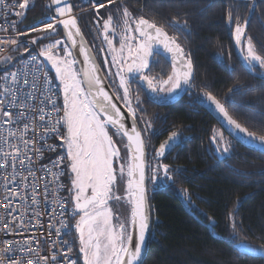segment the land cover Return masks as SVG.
<instances>
[{
    "label": "snow or ice",
    "instance_id": "6c2138e0",
    "mask_svg": "<svg viewBox=\"0 0 264 264\" xmlns=\"http://www.w3.org/2000/svg\"><path fill=\"white\" fill-rule=\"evenodd\" d=\"M109 3L115 4L116 0H109ZM29 6L30 0H9L8 4L0 0V12H14L15 16L21 18ZM53 6L55 15H50L42 25L30 29L32 32L44 33L37 38L39 43L37 39L19 40L20 36L26 35L20 32L0 39V44L7 46L6 50H14L17 55H20L24 44H31L35 54H31L28 47H23V51L29 53L31 62L36 64L34 78L30 81L28 71L31 69L28 65H25L26 71L21 75L20 72L7 70V65L15 60L14 56H4L0 61L5 65L6 71L3 76L5 86L0 91V97H3L0 99V127L4 128L0 133V170L3 171L4 177H10L0 178L3 181L0 190L8 203L6 214L0 218V232H3L5 237H10L17 234L18 230H27V224L32 220H35L39 227H44L37 212H33L27 221L23 218L32 205L40 203L35 185L42 177L33 175L32 181L29 182L28 177L19 172L25 156L28 159L29 172L33 171L30 152L39 153L40 158L44 159L42 149L34 148L35 141L28 136L30 130L34 129L37 118L44 128L41 141L54 138L61 128L65 129L64 135L60 136L65 155L59 156L53 165L58 167L65 160L68 161L67 166L71 172L69 191L72 194L69 200L70 219L75 223L70 224L61 219L58 221V228L48 225V237L51 240L45 238L44 243L49 244L50 249L57 248L58 243L60 247L57 251L49 250L46 255L41 254V241L35 235L25 238L23 242L7 238L0 240V264H32L33 261L35 264H77V260L69 259L73 245L68 240L61 239L62 234L71 235L73 231L78 233V252L82 254L83 264H144L155 232L153 210L148 203L145 183V140L142 135V132L151 128V121H144L143 129L137 127V113L143 111V101L132 84L138 83L143 87L154 103H173L179 96L187 94L192 87L194 63L191 53L183 47L178 37L170 35L163 25H158L155 20L142 15H134L126 5L118 6L114 23L111 13L106 19L99 15V10L105 7L103 2L93 3L92 7L99 16L96 23L100 26L103 41L107 45L106 49L101 50L111 54V60L105 57L103 63H111L116 67L115 72L109 68L108 76L101 77V69L83 45L84 37L77 17L73 14L72 0H51L50 4L45 5L46 8ZM255 7V0H252L249 8L254 11ZM226 23L234 30L235 43L240 46V53L248 71L255 74L259 68L260 79L264 80V52L257 49L252 37L247 34L250 19L241 17L238 10L229 7ZM58 26H62L66 31L65 39L70 40L71 45L64 40L54 39L59 34ZM170 26L190 34L187 20L183 23L173 20ZM4 30L6 29H0ZM77 38L80 41L78 52L83 54V62L78 61L71 50L73 46H77ZM117 43L119 47L116 46ZM61 52L63 55H60ZM160 56H164L171 64V71L166 74V78L152 74V66L159 63L157 57ZM45 60L50 62L56 78L62 85V108L56 103L51 87L53 81L46 71ZM78 63H86L87 67L78 70ZM112 77H118V88L110 95L109 91L105 90L104 80ZM41 80L43 83H40ZM119 89H122V92ZM229 92L232 96L228 97V104L233 108L243 107L233 99L236 93L247 94L242 87L237 85L234 89H229ZM33 100H38L39 107L29 104V101ZM118 103H122L127 109L132 121L130 127L126 125L127 116L118 107ZM193 104L211 108L227 125L230 136L244 143L251 151H258L264 156V135H258L256 131H250L242 125L230 113L229 107L211 91L193 96ZM49 105L56 112L62 111V116L54 119L46 111ZM12 109L17 110L15 117ZM260 114L264 116V111ZM179 136V132H173L168 140L160 145L157 155L163 156L166 150H173ZM114 137H119L121 141L126 138L127 163L121 162L120 148L117 147ZM211 142L218 159L226 161L234 154L232 140L225 138L222 131H214ZM46 147L49 151H55L54 146ZM5 164L7 167H3ZM161 177L162 184L172 179L168 164H158L151 175L147 176V180L149 183H155ZM125 179L124 191L130 206V217L127 221L120 220L110 205V201L117 202L125 198L117 194ZM19 187L31 189V192H21ZM60 187L62 185H58V189ZM21 195L24 200L17 203ZM17 212L20 213L19 216L16 215ZM77 216L79 219H76ZM230 218L231 238H234L236 243L245 244L253 252H260L264 258V245L247 244L237 231L235 216L231 215ZM9 224L12 226L9 227ZM209 227L214 230V223H210ZM64 246L67 247V252L64 251ZM21 249L24 255L18 259L17 254Z\"/></svg>",
    "mask_w": 264,
    "mask_h": 264
},
{
    "label": "trees",
    "instance_id": "16d2710c",
    "mask_svg": "<svg viewBox=\"0 0 264 264\" xmlns=\"http://www.w3.org/2000/svg\"><path fill=\"white\" fill-rule=\"evenodd\" d=\"M72 1L80 11L77 18L93 50L105 49L93 0ZM96 1L105 4L99 15L106 19L111 13L114 23L118 6L124 4L134 15L163 25L169 34H177L194 63L192 92L178 104L162 107L150 101L144 92L140 94L143 111H138L137 121L141 129L144 121L158 127L161 124L158 118L162 116L166 124L184 125L189 134L180 160L186 168L184 180L179 183L178 179L170 188L149 193L155 232L144 264H264V258L240 248L243 243L231 238L230 227V217L234 215L241 238L250 245H264V156L225 133L211 108L201 105L202 108L197 109L192 105L193 96L211 91L242 125L264 135V116L260 114L264 111L261 70L257 68L255 74L248 71L238 57L234 30H229L226 23L229 7L238 10L241 17H248L247 34L257 49L264 52V0H257L254 13L249 8L250 0H116L115 4L109 0ZM47 4L50 0H30L24 17H19V24L32 25L53 15L52 8L45 7ZM173 20L180 23L187 20L190 34L170 26ZM58 32L54 38L62 40L60 28ZM20 53H25L23 47ZM12 56L15 60L7 65V70L21 58L15 51ZM104 59L100 58L103 68ZM158 60L159 63L152 66V73L166 76L171 64L166 58ZM5 73V65L0 63V79ZM237 85L247 93L233 96L238 105H243L241 108L228 104V97L232 96L229 89ZM184 102L186 104H182ZM216 130L222 131L234 146V154L226 161L211 157L207 151ZM155 131L150 128L142 132L148 150ZM210 223H214V230L209 227Z\"/></svg>",
    "mask_w": 264,
    "mask_h": 264
},
{
    "label": "built area",
    "instance_id": "2783aa9c",
    "mask_svg": "<svg viewBox=\"0 0 264 264\" xmlns=\"http://www.w3.org/2000/svg\"><path fill=\"white\" fill-rule=\"evenodd\" d=\"M4 3L8 4L9 0H4ZM49 17L43 21H38L37 23L32 25L21 26L19 24L20 23L19 17L15 16L14 12H7V11L0 12V29H6L4 31H0V39L14 36L15 32L26 33V35H22L18 38L21 41H31L32 39H37L43 36L44 33L32 32L30 31V29L35 26L42 25V23L46 22L49 19ZM37 43H39V39H37ZM22 47H28L29 52L31 54H35V49L31 44L26 43ZM6 49H7L6 45L0 44V61L4 59V56L13 54L14 50H6ZM20 57L21 58L17 62L12 63L8 71L20 72L21 75H23L24 72L26 71L25 65H28L29 68L31 69L30 71H28V79L30 81L33 80L34 78L33 73L35 72L36 64L31 62V56L29 53H24V54L20 53ZM44 63L47 65L46 71L48 72L49 78L53 81L51 87L54 90L56 103L58 106L62 108V95L60 92V88L58 86V83L55 81L54 75L52 73L49 64L47 63L46 60L44 61ZM40 83H43V81L41 80ZM4 86H5V81L3 80L2 77L0 79V91L3 90ZM0 99H3V97H0ZM29 104L32 106L39 107L38 100L29 101ZM12 111L15 117L17 110L12 109ZM46 111L49 112L54 119L59 118L63 114L62 111L56 112L50 105L46 108ZM3 131L4 128L0 127V133H2ZM43 135H44V128L42 126V123L37 118L35 121L34 129L30 130L28 136L32 141H35L34 148L42 149V155L44 159L40 158L39 153L30 152L29 155H31L32 157L31 168L33 171L29 172L27 167L28 159L27 156H25L23 165L19 167V172L24 173V175L28 177L29 182L32 181L33 175L36 177H42L41 179L37 180L35 185V191L39 194L38 198L40 200V203L38 205H32V207L27 211L26 216L23 218L27 221V219L32 217L33 212H37L40 214L38 216V219L40 223L44 225V227L42 228L39 227L36 221L32 220L31 223L27 224V230H18L17 234H14L10 237H5L3 235V232H0V240L7 238L13 240H20L21 242H23L25 238H30L33 235H35L36 238L41 241V248L43 249L41 254L46 255L48 254L49 250L57 251L58 248L60 247L58 243L57 248L50 249L49 244L44 243L45 238H48L49 241L51 240V238L48 237V225L51 224L54 227L58 228L60 227L58 223L59 220L61 219L65 220L70 224H73L74 220L70 219L71 204L69 203V196H68L66 160L63 163H61L58 167L53 165V162L57 161L59 156L65 155L60 140V136L64 135V129L61 128L59 133L56 134L54 138L47 139L46 141H41L40 137ZM46 146H54L55 151L47 150ZM3 167H7V165L5 164L3 165ZM37 169H42V170L37 171ZM9 171L11 172L12 169H9ZM0 178L10 179V177H4V173L2 170H0ZM2 183L3 181L0 180V184ZM58 185H62V187L58 189ZM46 186H47V192L45 193ZM18 190L21 192H25V191L29 193L31 192V189H24L23 187H19ZM22 200H24L23 195H21L16 202L19 203ZM61 201H63L62 204L60 203ZM7 209H8V203L6 200H4V195L2 193V190H0V218L4 217V215L7 212ZM16 215L19 216L20 213L17 212ZM11 226L12 225L9 224V227ZM41 233H43V236H41ZM54 235L55 233H53V236ZM61 239L68 240L69 243H71L74 246L75 243L74 231L72 232L71 235L62 234ZM64 251L67 252L66 246H64ZM21 255H24L23 249H21V252L17 254V258L19 259ZM69 259H75L77 260V264H80L77 257L75 256L73 247H72V252L69 253ZM32 264H35V261H33Z\"/></svg>",
    "mask_w": 264,
    "mask_h": 264
},
{
    "label": "flooded vegetation",
    "instance_id": "af4514ba",
    "mask_svg": "<svg viewBox=\"0 0 264 264\" xmlns=\"http://www.w3.org/2000/svg\"><path fill=\"white\" fill-rule=\"evenodd\" d=\"M250 1H252V0H250ZM255 2H256V6H257V0H255ZM255 9H256V7H255ZM254 12H255V10L252 11V13H254ZM229 30H231V28H229ZM170 35H176L177 36V34H170ZM236 47H237V50H240V46L236 45ZM101 49L102 48H98V49H96V51H94L96 56H97V58H98V60L100 61V58L107 57L108 60L110 61L107 51H102ZM60 55H62V54L60 53ZM240 55H241V53H240ZM159 58H165V57L164 56L157 57V59H159ZM100 63H101V66H103L102 61ZM104 68L103 69L106 72L107 71L106 66ZM108 68H112L111 67V63H109ZM51 70H52V73L54 75V78L56 79V81H57V83L59 85V88H61L60 81L55 76V70L52 67H51ZM105 74H106V76H108V73H105ZM152 74L153 75L163 76V73H152ZM114 78L116 79V77H114ZM165 78H166V76H165ZM108 80H109L112 88L114 90H116L117 89V87H116L117 85H115L114 82H112L109 78H108ZM193 80H194V78H193ZM192 83H193V81H192ZM132 87H133V89L138 90L139 95L144 92L146 94V96H147V93L145 92L144 88L141 87L138 83H133ZM189 92H192V87L190 88ZM184 96L180 100H178L177 102H175L173 104H158V103H155V104L159 105V106H162V107L163 106L164 107L174 106V105L178 104L184 98ZM147 98H148V96H147ZM150 101H152V100H150ZM182 104H186V103L184 102ZM192 105H193V107H196L197 109L202 108L201 105H194L193 103H192ZM207 108H209V107H207ZM157 113H159V112H157ZM161 117L162 116H160V118H158V120L160 119V121H161V124L158 127L154 128L153 125L151 126L153 132L155 130L156 131H155V133L153 135H151V141H150L151 145H149V150L147 149L148 150V176L151 175V173L155 170V168H156V166L158 164L159 165L168 164L172 179L169 180L166 184H162L161 183L162 177L158 178L155 183H149L148 182L149 193H152V192H154V191H156V190H158L160 188H170L171 186H174V184L176 183V180L179 179L178 181L180 183V182H182L184 180V178L186 176V168L180 163V160H182L181 159L182 154L184 152V149L187 146V143L189 142L188 141L189 134L186 132V127L184 125H173L171 123H167L166 124V120H164ZM222 129H223V131L225 133H227L224 130L223 127H222ZM64 132H65V129H64ZM173 132H179L180 133L179 138L175 142L174 149L173 150H166L165 154L163 156H158L157 152H158V150L160 148V145L163 144L165 141H167L168 137ZM225 138L228 139L227 136H225ZM114 139L116 140V139H118V137H114ZM63 150L65 152V148L64 147H63ZM207 151H208V153L210 154L211 157H216V154L213 152V144L212 145L209 144V146L207 147ZM67 165H68V161L66 160L67 179H68V196H69V200H70V197L72 195L70 193V191H69V189L71 188V182H70L71 181V172H70V168ZM162 185H163V187H161ZM77 246H78V241H77V238H76V242L74 244V253H75V255H77ZM77 259H78L80 264H83V261H82L81 258L77 257Z\"/></svg>",
    "mask_w": 264,
    "mask_h": 264
},
{
    "label": "water",
    "instance_id": "95a60500",
    "mask_svg": "<svg viewBox=\"0 0 264 264\" xmlns=\"http://www.w3.org/2000/svg\"><path fill=\"white\" fill-rule=\"evenodd\" d=\"M72 2H73V1H72ZM50 3H51V0H50ZM255 5H256V2H255ZM54 7H55V6L52 7L53 15H55ZM78 13H80V11L76 10V9H75V6H74V13H73V14L77 17V14H78ZM77 20H78V18H77ZM78 26L80 27L81 32H82L83 37H84V40H83V45H84V47H85L86 50L90 53V57H91V59L94 60V61L96 62V64H97V66L101 69L99 75H100L101 77H106V74H105L106 72L104 71L103 67L101 66L100 61L98 60V58H97V56H96V54H95L93 48L91 47V45H90L88 39L86 38V36H85V34H84V32H83V30H82V28H81V25H80V23H79V20H78ZM58 27H59V28L61 29V31H62L63 39L65 40V42H66L67 44L71 45V41L65 39V37H66V31L62 28V26H58ZM77 40H78V44H77V46H73V47L71 48V50L73 51V55H74V57H75L78 61L83 62V60H84L83 54H80V53L78 52V49H79V46H80L79 38H77ZM238 56H239L240 60L243 62V60H242V58H241V55H240V50H238ZM243 63H244V62H243ZM105 65H106V69L108 70V69H109V68H108V63H105ZM76 66H77V68H78V70H79V69L82 68V67H83V68H86V67H87V64H86V63H78ZM256 75H257V74H256ZM104 83H105V90L109 91V94L112 95L114 89L112 88V86H111V84H110L108 78L104 80ZM60 92H61V95H62V105H63L62 85H61V88H60ZM184 95H185V94L179 96V97L177 98V100L174 101L173 103H175V102H177L178 100H180ZM147 96H148V95H147ZM148 98H149V97H148ZM173 103H170V104H173ZM118 107H120V108H121V111L124 112V113L126 114V116H127V119H126V125L130 127L132 121H131V117H130V115L127 114V109L124 107V105H123L122 103H118ZM216 118L218 119V121L220 122V124H221V126L224 128V130L229 134V130H228L227 125H225V124L222 122V120L220 119V117H219L217 114H216ZM137 127L140 128L138 121H137ZM142 135H143V133H142ZM143 137H144V135H143ZM231 137H233V136H231ZM233 138H234V137H233ZM234 139H235V138H234ZM144 140H145V138H144ZM235 140H236V139H235ZM124 141H125V143H127L126 138L124 139ZM240 143H241V142H240ZM241 144H243L244 146H246L244 143H241ZM246 147H247V146H246ZM248 148H249V147H248ZM126 151H127V149H126ZM144 152H145V157H144V159H145V163H146V181H145V183H146V187H147L148 203L150 204L149 189H148V180H147V176H148V150H147L146 143H145V147H144ZM127 155H128V152H127ZM127 160H128V156H127ZM127 204H128V203H127ZM128 206H129V204H128ZM150 206H151V204H150ZM129 210H130V206H129ZM134 241H135V237H134ZM240 248H241L243 251L247 252L248 254H250V255H252V256H258V257L261 256V257H262V254H261L260 252H253V251H251V250H250L245 244H241V245H240ZM148 251H149V248H148V250H147V253H146V256H145V258H144V261H145V259H146V257H147Z\"/></svg>",
    "mask_w": 264,
    "mask_h": 264
},
{
    "label": "rangeland",
    "instance_id": "374dc122",
    "mask_svg": "<svg viewBox=\"0 0 264 264\" xmlns=\"http://www.w3.org/2000/svg\"><path fill=\"white\" fill-rule=\"evenodd\" d=\"M94 3H98L96 0H93ZM48 17L46 18H43L39 21H43L45 19H47ZM54 39H57V38H54ZM117 47H119V44L117 43L116 44ZM105 48H107V45L105 43ZM108 53V57L109 59L111 60V54L109 52ZM61 54L63 55V52H61ZM51 68V64L50 62H47ZM108 66H109V63H108ZM77 67V66H76ZM111 69L113 70L112 72H115L116 71V67L114 64H111ZM78 69V68H77ZM112 82H114L115 85H117L116 87L118 88V77H116V79L114 77L112 78H109ZM59 86V85H58ZM119 91L121 92L122 89H119ZM116 142H117V147L120 148V154H121V157H122V160L121 162L122 163H127V158H126V148H125V141H121L120 138L118 137V139H116ZM61 144L63 145V142L61 141ZM65 148V147H64ZM126 188V179L124 182H122L121 184V188H120V191L117 193L118 195H121L122 197H125L124 199H122L121 201H117V202H113V201H110V205L112 206L113 208V212L116 216H119L120 220H123V221H127L130 217V210H129V206L127 204V198H126V193L124 191V189ZM76 219H79V217L77 216ZM115 219H114V223H115ZM75 223V221L73 222V224ZM75 232V231H74ZM75 237L77 238V241H78V233L75 232ZM76 257H79L82 259V254H80L78 252V246H77V255ZM83 261V260H82Z\"/></svg>",
    "mask_w": 264,
    "mask_h": 264
}]
</instances>
